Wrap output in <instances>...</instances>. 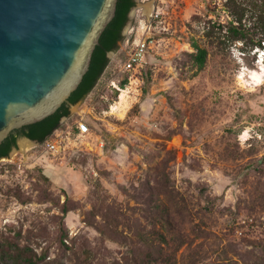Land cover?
Wrapping results in <instances>:
<instances>
[{
  "label": "rangeland",
  "instance_id": "374dc122",
  "mask_svg": "<svg viewBox=\"0 0 264 264\" xmlns=\"http://www.w3.org/2000/svg\"><path fill=\"white\" fill-rule=\"evenodd\" d=\"M221 6L154 0L149 23L136 8L81 102H95L90 144L0 160V264H26L29 250L47 254L38 264H264V63L234 48L198 71L190 56ZM131 35L153 42L130 83L119 69Z\"/></svg>",
  "mask_w": 264,
  "mask_h": 264
},
{
  "label": "water",
  "instance_id": "95a60500",
  "mask_svg": "<svg viewBox=\"0 0 264 264\" xmlns=\"http://www.w3.org/2000/svg\"><path fill=\"white\" fill-rule=\"evenodd\" d=\"M153 2L136 0L123 39L136 8L143 7L149 23ZM117 4L118 0H0V147L12 132L42 122L69 100L89 71ZM80 104L71 106L70 114ZM36 144L19 138L7 159Z\"/></svg>",
  "mask_w": 264,
  "mask_h": 264
},
{
  "label": "trees",
  "instance_id": "16d2710c",
  "mask_svg": "<svg viewBox=\"0 0 264 264\" xmlns=\"http://www.w3.org/2000/svg\"><path fill=\"white\" fill-rule=\"evenodd\" d=\"M135 5L133 0H118L116 15L102 34L99 45L94 51L89 71L78 89L54 115L40 123L12 132L0 147V160L9 157L21 137L38 143L45 142L59 127L62 119L70 116V107L84 101L92 93L109 64L107 53L116 51L118 43L123 40L122 30ZM216 10H218L217 5L212 11L215 13ZM220 10L225 14L224 21L208 19L205 23L203 38L206 45L202 46L196 40L191 43L194 52L190 56L198 71L206 67L212 53L225 56L237 48L244 57H256L259 51L264 50V0H222ZM194 19L201 20L198 16ZM126 82L125 80L122 86H125ZM62 212L65 216L68 213L67 208L64 207ZM158 239L161 240L160 235ZM62 244H64L63 238ZM24 254L23 262L26 264H38L37 261H44L47 258L46 253L37 257L30 250ZM148 257L152 258V255L149 254ZM149 261L146 260V262ZM9 262L14 264L13 260Z\"/></svg>",
  "mask_w": 264,
  "mask_h": 264
},
{
  "label": "built area",
  "instance_id": "2783aa9c",
  "mask_svg": "<svg viewBox=\"0 0 264 264\" xmlns=\"http://www.w3.org/2000/svg\"><path fill=\"white\" fill-rule=\"evenodd\" d=\"M159 14L156 13L152 18H158ZM152 39L150 36L135 39L129 42L127 45L130 47L125 60L120 65V73H130L129 82L132 79L138 80L136 74H138L143 67L145 57L148 50L151 48ZM119 84V83H118ZM114 89L121 92L120 84L112 82ZM112 110V107H111ZM95 113L94 100L85 101L80 104L79 111L76 114L68 116L58 128H56L52 134L41 143L39 146L43 148V152L51 154L53 156L67 155L72 152H77L80 146H88L90 143L87 139L92 137L93 131L91 126L93 121L98 120ZM105 114V112H102ZM97 144L100 148H104L105 142L101 138L97 137Z\"/></svg>",
  "mask_w": 264,
  "mask_h": 264
},
{
  "label": "bare ground",
  "instance_id": "6f19581e",
  "mask_svg": "<svg viewBox=\"0 0 264 264\" xmlns=\"http://www.w3.org/2000/svg\"><path fill=\"white\" fill-rule=\"evenodd\" d=\"M147 1H150V0H147ZM124 90L122 89L121 92H123ZM123 99H124V96L123 95H120L119 96V101L116 102V104L114 106H112V111H116L118 106L121 105L123 103ZM33 147V146H32ZM32 147H28V148H25V149H22L23 151H28L30 150Z\"/></svg>",
  "mask_w": 264,
  "mask_h": 264
},
{
  "label": "flooded vegetation",
  "instance_id": "af4514ba",
  "mask_svg": "<svg viewBox=\"0 0 264 264\" xmlns=\"http://www.w3.org/2000/svg\"><path fill=\"white\" fill-rule=\"evenodd\" d=\"M133 1L136 3V0H133ZM131 11H132V10H131ZM131 11H130V12H131ZM129 20H130V13H129V15H128V21H129ZM127 23H128V22H127ZM126 25H127V24H126ZM126 25H125V27H126ZM125 27L123 28L122 33H121L122 38H123V36H124V35H123V32H124ZM119 43H120V42H119ZM119 43H118V44H119ZM112 52H113V51H110V52L107 53V57H108V58H109V54L112 53ZM37 143H38V142H37Z\"/></svg>",
  "mask_w": 264,
  "mask_h": 264
}]
</instances>
